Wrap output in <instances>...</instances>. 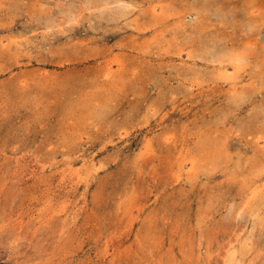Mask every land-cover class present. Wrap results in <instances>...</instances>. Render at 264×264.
<instances>
[{"label":"rangeland","instance_id":"rangeland-1","mask_svg":"<svg viewBox=\"0 0 264 264\" xmlns=\"http://www.w3.org/2000/svg\"><path fill=\"white\" fill-rule=\"evenodd\" d=\"M263 197L264 0H0V264H264Z\"/></svg>","mask_w":264,"mask_h":264},{"label":"bare ground","instance_id":"bare-ground-1","mask_svg":"<svg viewBox=\"0 0 264 264\" xmlns=\"http://www.w3.org/2000/svg\"><path fill=\"white\" fill-rule=\"evenodd\" d=\"M120 1V0H119ZM122 1V0H121ZM125 1V0H124ZM103 2V1H102ZM202 2V1H201ZM251 2H254V1H251ZM135 3V2H134ZM191 4V3H190ZM130 6V5H129ZM200 6V5H199ZM193 9H194V6H193ZM196 10V9H195ZM195 10H193V11H195ZM199 12V11H198ZM160 16V15H159ZM183 17H184V15H183ZM177 19V18H176ZM160 21V20H159ZM204 26V25H203ZM200 27V26H199ZM237 79V78H236ZM238 95V94H237ZM236 96V95H235ZM239 96V95H238ZM240 97V96H239ZM259 185V184H258ZM262 186V185H261ZM259 188H260V186H259ZM257 192V191H256ZM255 192V193H256ZM264 198V197H263ZM251 231V230H250ZM245 247V246H244ZM236 260V259H235Z\"/></svg>","mask_w":264,"mask_h":264}]
</instances>
